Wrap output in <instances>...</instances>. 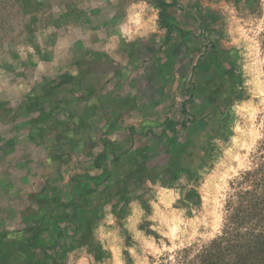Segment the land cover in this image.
<instances>
[{"label": "rangeland", "instance_id": "obj_1", "mask_svg": "<svg viewBox=\"0 0 264 264\" xmlns=\"http://www.w3.org/2000/svg\"><path fill=\"white\" fill-rule=\"evenodd\" d=\"M263 170L264 0H0V264L232 263Z\"/></svg>", "mask_w": 264, "mask_h": 264}, {"label": "trees", "instance_id": "obj_2", "mask_svg": "<svg viewBox=\"0 0 264 264\" xmlns=\"http://www.w3.org/2000/svg\"><path fill=\"white\" fill-rule=\"evenodd\" d=\"M260 177L254 180V186H259L261 192L249 193L246 191L245 194L249 197V200L246 201V197H242V201L245 200L247 203L243 204L237 211V218L242 217L241 221L243 217L248 218L251 221L252 228L257 227V232L255 234L249 232L250 238L245 244H238L231 249H227L228 255L235 258L234 262H228L227 264H248V262L250 264H264V170ZM215 251L217 252L214 254L216 262L212 263L206 255L204 257L205 264H218L223 260L222 253L218 249Z\"/></svg>", "mask_w": 264, "mask_h": 264}]
</instances>
